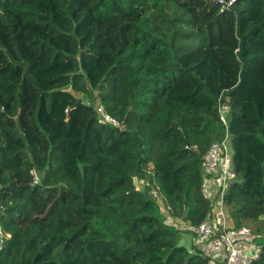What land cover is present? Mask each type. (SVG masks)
I'll list each match as a JSON object with an SVG mask.
<instances>
[{"label": "trees", "instance_id": "1", "mask_svg": "<svg viewBox=\"0 0 264 264\" xmlns=\"http://www.w3.org/2000/svg\"><path fill=\"white\" fill-rule=\"evenodd\" d=\"M222 94L226 204L264 264V0H0V264H208L167 215L211 211Z\"/></svg>", "mask_w": 264, "mask_h": 264}, {"label": "built area", "instance_id": "2", "mask_svg": "<svg viewBox=\"0 0 264 264\" xmlns=\"http://www.w3.org/2000/svg\"><path fill=\"white\" fill-rule=\"evenodd\" d=\"M221 6V12L233 7L236 0H216ZM218 111L220 121L223 124L224 134L220 140L212 143L205 154L202 164L201 194L205 201L210 204L211 211L204 221L198 226H192L187 222H180V232L191 235L194 245L207 258L208 264H255L263 253V246L250 228L235 226L230 215L229 207L226 204V196L232 183L237 179L234 171L233 150L231 147L232 134L230 130V104L229 99L222 94L218 100ZM97 113L101 124H112L120 128V123L111 117L104 106L97 107ZM35 184L40 183V179L35 172ZM146 184V183H145ZM145 184L141 185L142 187ZM153 195L163 208L166 207L158 189ZM3 208L0 206V249L3 245L5 233L3 229L2 217ZM169 223H176L175 218L167 215ZM183 225H187L183 227ZM264 239V236H263Z\"/></svg>", "mask_w": 264, "mask_h": 264}, {"label": "rangeland", "instance_id": "3", "mask_svg": "<svg viewBox=\"0 0 264 264\" xmlns=\"http://www.w3.org/2000/svg\"><path fill=\"white\" fill-rule=\"evenodd\" d=\"M83 99L87 100L86 98H83ZM87 101H89V100H87ZM150 168H153V166H151ZM143 184H145V181L144 180L137 181V185L140 188H141V185H143ZM180 222H183V220H177L176 223H173V224L169 223V224L175 226L176 228H180L181 227L180 226ZM181 225L183 227H186L187 226V225H183V224H181ZM192 240H193V237L191 235H185L184 234L183 236H180L178 244L181 245V246H185V247H187V248L190 249L192 247Z\"/></svg>", "mask_w": 264, "mask_h": 264}, {"label": "crops", "instance_id": "4", "mask_svg": "<svg viewBox=\"0 0 264 264\" xmlns=\"http://www.w3.org/2000/svg\"><path fill=\"white\" fill-rule=\"evenodd\" d=\"M175 220L177 221V220H182V219L176 218ZM183 235H184V234L181 233V236H183ZM189 235H190V234H189ZM194 248L198 251V249H197V248L195 247V245H194V239H193V240H192V247H191L190 249L193 251V250H195Z\"/></svg>", "mask_w": 264, "mask_h": 264}, {"label": "water", "instance_id": "5", "mask_svg": "<svg viewBox=\"0 0 264 264\" xmlns=\"http://www.w3.org/2000/svg\"><path fill=\"white\" fill-rule=\"evenodd\" d=\"M43 185H45V182H43Z\"/></svg>", "mask_w": 264, "mask_h": 264}]
</instances>
